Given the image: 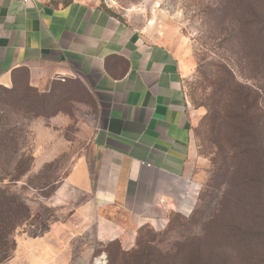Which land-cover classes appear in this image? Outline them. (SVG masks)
I'll return each mask as SVG.
<instances>
[{"label": "rangeland", "instance_id": "rangeland-1", "mask_svg": "<svg viewBox=\"0 0 264 264\" xmlns=\"http://www.w3.org/2000/svg\"><path fill=\"white\" fill-rule=\"evenodd\" d=\"M97 1L185 62L201 183L196 203L164 230L142 231L129 256L109 247L115 242H92V230L78 238L73 230L85 226L67 178L88 151L91 97L74 81L44 93L1 91L0 257L11 254L3 264H21L42 243L54 251L51 264H96L103 256L109 264V255L114 264H264V0ZM44 233L52 234L42 241Z\"/></svg>", "mask_w": 264, "mask_h": 264}, {"label": "crops", "instance_id": "crops-1", "mask_svg": "<svg viewBox=\"0 0 264 264\" xmlns=\"http://www.w3.org/2000/svg\"><path fill=\"white\" fill-rule=\"evenodd\" d=\"M185 68L165 41L97 0H0V92L74 81L94 103L88 151L67 178L78 238L92 230V242L130 251L142 230L192 212L201 183ZM40 249L24 257L53 263V249Z\"/></svg>", "mask_w": 264, "mask_h": 264}, {"label": "trees", "instance_id": "trees-1", "mask_svg": "<svg viewBox=\"0 0 264 264\" xmlns=\"http://www.w3.org/2000/svg\"><path fill=\"white\" fill-rule=\"evenodd\" d=\"M252 132H253V128H252ZM29 170H25V171H23L21 174H20V176L19 177H17L16 179H13V181H20V177H22V176H24V175H26V173L28 172ZM176 215H180L181 216V214H176ZM176 215H174V216H176ZM173 216V217H174ZM173 217H172V219H173ZM20 219L22 220V221H20ZM28 219V217L25 215L24 216V218H20V217H18V219L17 220H19L20 222H21V224H22V222H24V221H26ZM172 219H171V221H170V223L172 222ZM18 223V222H17ZM169 223V224H170ZM168 224V225H169ZM15 226L17 227V224H15ZM144 230H150V231H153V230H151V229H144ZM144 230H142V231H144ZM140 232V234L138 235V238H137V241H136V245H135V249H139L140 248V237H141V235H142V233L143 232ZM155 232V231H154ZM111 246H115V247H117L118 249H119V251L121 252V254L123 255V256H129L131 253H135V251L132 249V250H130V251H124L123 249H122V247H121V245H120V243L119 242H115V244H112V245H110L109 247H111ZM15 250H16V248H15ZM133 251V252H132ZM108 253H109V251H108ZM109 257H110V260H109V264H114V259H112L111 260V256L109 255ZM10 258H11V254H7V255H5V256H1L0 257V264H3L4 262H6V261H8V260H10ZM125 264H127V263H125Z\"/></svg>", "mask_w": 264, "mask_h": 264}, {"label": "bare ground", "instance_id": "bare-ground-1", "mask_svg": "<svg viewBox=\"0 0 264 264\" xmlns=\"http://www.w3.org/2000/svg\"><path fill=\"white\" fill-rule=\"evenodd\" d=\"M96 264H105L104 256L99 258V259H97Z\"/></svg>", "mask_w": 264, "mask_h": 264}, {"label": "built area", "instance_id": "built-area-1", "mask_svg": "<svg viewBox=\"0 0 264 264\" xmlns=\"http://www.w3.org/2000/svg\"><path fill=\"white\" fill-rule=\"evenodd\" d=\"M25 2H32V3H34L35 2V0H24ZM105 261V260H104ZM105 264H106V261H105Z\"/></svg>", "mask_w": 264, "mask_h": 264}]
</instances>
